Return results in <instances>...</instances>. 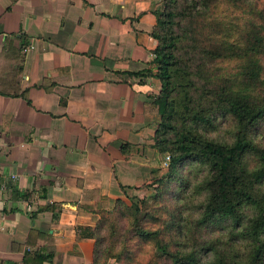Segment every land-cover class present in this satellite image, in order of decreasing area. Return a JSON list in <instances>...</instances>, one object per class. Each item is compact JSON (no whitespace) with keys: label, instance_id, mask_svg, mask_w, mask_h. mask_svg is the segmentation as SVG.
<instances>
[{"label":"crops","instance_id":"crops-1","mask_svg":"<svg viewBox=\"0 0 264 264\" xmlns=\"http://www.w3.org/2000/svg\"><path fill=\"white\" fill-rule=\"evenodd\" d=\"M161 1L0 0V264H94L78 205L148 194L162 84L129 74L152 68ZM19 40L33 48L8 58Z\"/></svg>","mask_w":264,"mask_h":264},{"label":"trees","instance_id":"trees-1","mask_svg":"<svg viewBox=\"0 0 264 264\" xmlns=\"http://www.w3.org/2000/svg\"><path fill=\"white\" fill-rule=\"evenodd\" d=\"M162 4L152 68L129 75L153 71L161 81L153 148L168 166L151 171L148 197L99 195L79 204L92 226L79 227L78 242H94V264H264V0ZM222 4L242 13L236 42L229 40L234 27L216 17ZM19 42L8 58L19 59L27 46ZM27 93L14 96L31 105ZM43 212L57 220L62 204ZM27 258L53 263L50 254Z\"/></svg>","mask_w":264,"mask_h":264},{"label":"rangeland","instance_id":"rangeland-1","mask_svg":"<svg viewBox=\"0 0 264 264\" xmlns=\"http://www.w3.org/2000/svg\"><path fill=\"white\" fill-rule=\"evenodd\" d=\"M163 2V0L161 1ZM163 4L159 7L160 9L162 8ZM219 20H223L222 23L225 25V29H229L231 27H234L233 30L229 33V40L236 42L237 40V35L238 31L243 27V22L240 20L242 19V13L239 10H235L233 7L227 5V4H222L220 7L218 14L216 16ZM229 22L234 23L236 25H231ZM228 72L229 73H237L238 72V66L236 63H229ZM162 167L165 168V166L162 164ZM147 193V192H146ZM152 194L151 190H148V194L146 197ZM109 264H117L115 260L110 261Z\"/></svg>","mask_w":264,"mask_h":264},{"label":"built area","instance_id":"built-area-1","mask_svg":"<svg viewBox=\"0 0 264 264\" xmlns=\"http://www.w3.org/2000/svg\"><path fill=\"white\" fill-rule=\"evenodd\" d=\"M33 47H29V48H25V52H28L30 49H32ZM168 162H169V157L165 158V162H164V166L167 167L168 166Z\"/></svg>","mask_w":264,"mask_h":264}]
</instances>
